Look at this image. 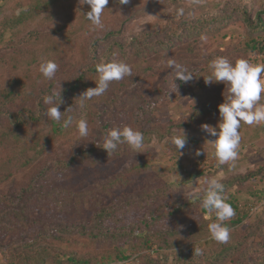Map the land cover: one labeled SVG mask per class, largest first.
I'll list each match as a JSON object with an SVG mask.
<instances>
[{"label":"rangeland","instance_id":"374dc122","mask_svg":"<svg viewBox=\"0 0 264 264\" xmlns=\"http://www.w3.org/2000/svg\"><path fill=\"white\" fill-rule=\"evenodd\" d=\"M4 1L0 0V3ZM10 1L12 4L19 2L23 5L22 1L24 8L36 4L35 0ZM106 7L101 17L104 27L98 29L86 18V13L90 11L89 5H81L79 0L70 1L69 11L73 13V17L69 15L68 23L71 25L68 33L62 32L57 35L61 37L58 42L63 51L53 58L59 68L54 77L56 86L49 93L51 94L54 90L60 91V83L64 90L70 81L82 73L89 72L90 67L102 61H124L131 66L132 76L110 84V86L115 84L114 86L117 87L118 83L123 82L120 87L122 95L119 99L121 101L117 108L122 107V111L127 109L131 115L130 117L127 114L124 115L122 120L119 119V123L131 125L141 132L146 131V140L142 148L138 150L139 152L129 147L127 152L112 158L101 159V161L98 159L97 163L89 162L86 157L79 160L84 170L74 176V180H68L67 187L74 193L77 188L80 194L92 189L91 193L94 194H92L87 215H92L99 210L102 202L105 205L111 202V206H121L125 211L130 210L121 217V220L117 219L118 222L108 225L110 228H113L115 224L118 226L132 224L144 213L146 215H149V212L157 213L165 206L189 201L191 204L181 211L184 225L188 223L190 227L194 224L199 226L201 221L206 224L214 222L216 220L214 211L203 213L202 199L204 189L207 187L204 182L213 176L221 177V181L229 180L237 172L257 170L262 166L264 164V154H262V151L264 152V125H248V134H245V138L241 137L239 147L241 154L238 155L240 159L233 166V170H227L224 165H219L211 141L215 138L202 131L201 125L205 123L211 126L217 125L220 118L218 104L224 101L223 92L225 91V96H227V89L223 84L217 88V91H211L207 87L204 89L206 92L199 88L194 94L185 92L182 88H177V91L172 92L175 86L173 76L176 73L167 67V61L173 59L181 64L186 62L188 65L202 67V65H208L213 58L224 56L235 62L239 59L238 57L242 56V44L246 43L250 36L249 30H246L242 22L240 10L246 8L254 17L256 13L264 12V0H130L126 5H121L119 0H109ZM11 14L5 13V18L12 17ZM225 15H232V18L227 21L223 20ZM3 16L2 13L1 18ZM34 16L38 15L34 14ZM43 16L41 21L33 23L32 32L38 35L54 33L50 29L49 22L46 21L45 14ZM205 23L209 24V27L212 26L209 30L219 27V31L207 32L203 29L206 38L199 46L198 52L176 54L179 49L164 47L162 41L164 42L168 37H177L185 33L189 24H196L200 27ZM109 32L113 35L107 36ZM0 34L3 36V38L0 37L1 72L3 73L0 77V84L4 86L11 82L15 85L19 75L22 72L25 73L26 70L20 71L16 67L22 62L21 54L18 48L14 50L11 39L17 41L20 38L23 41L29 38L30 34L26 31L20 33L19 37H15L13 31L10 29L2 31V27H0ZM263 36L264 33L261 34V38ZM183 39H185L184 36ZM187 40H189L187 44H194L196 38L192 37ZM22 41L19 43L21 49L36 50L35 44H25ZM52 42L54 44L57 41ZM53 50L59 51L58 49ZM245 57H249L253 62L264 63V54H248ZM42 58L47 59V56L42 55ZM70 65L71 69H69ZM31 69L26 76L35 81L37 76L33 73V68ZM202 73L207 74L203 69ZM42 77H38L40 84L43 81ZM98 79L99 77L90 81L96 85L95 81ZM135 82L138 83L137 86H133ZM152 91L158 93L155 96L156 107L148 111V98ZM79 92L80 95L81 91ZM79 95L75 96L77 101H79ZM105 98L106 94L94 97L87 102L89 108H84L78 116L83 115L88 121L89 135L87 137H80L75 125L55 132L53 126L48 124L47 117L44 116V119L36 126L37 133L33 140L34 146L37 144L44 146V153L28 166H15L12 169L14 176L0 185V196L18 195L48 164L59 158L68 162L69 158L75 157V154L85 156L89 145L94 140L102 139L100 137L104 135L97 130L104 119L97 118V111L90 102H103ZM210 103L215 108L211 112L206 109ZM14 104L19 105L20 101L15 100ZM33 104L36 102L33 101ZM65 108L67 109L66 106ZM137 109H140L141 113L136 114ZM117 113V109L114 108L113 112L107 116L108 120L113 121ZM133 116L138 120L139 128ZM183 131L186 132L187 137L197 138L200 142L195 144L189 141L183 150H177L178 153L167 141L173 135L182 134ZM21 143L22 141L15 145ZM24 144L29 145V140H25ZM197 149L203 152L199 157L195 156ZM141 163L144 167L132 168ZM55 176L54 173L49 172L48 177L43 181L45 193H43L44 197L39 196L40 201L45 198L47 200L57 199L58 194L62 192L61 188L57 187L58 185L54 187L50 185V182L58 184L63 181L55 179ZM116 176H127V180L123 179L110 188L107 182ZM261 177L257 179L255 189L245 184L240 185L244 189L240 188L238 192L245 201L242 205L246 207L248 213L240 225L230 229V239L227 243H218L211 238V235L206 237V233L209 232L207 224L204 231L199 230L204 236L197 238L198 241L188 242L186 238L188 232H186L181 236L178 235L179 237L171 236L169 244L162 243L163 245L159 247L158 239L155 238L156 243H150V248L145 249L141 255H134L131 259L118 263L112 257L111 259L105 257L106 261L109 264H225L223 261L208 262L209 259L225 252L226 264H264V176ZM237 188L236 184L233 190ZM252 190L255 192L252 193ZM98 191L103 193L101 198L104 200L110 198L112 201H104L98 197ZM34 197L36 196H32ZM83 197V195L70 196L71 203L66 206V210L58 209L60 208L58 205L54 210L45 207V216L49 219L44 222L46 226L43 230L49 237H44V234L31 230L0 232L2 238L6 235L3 247H0V264H8V258L11 260L14 258L13 251L16 252V256H21L17 257L21 264H28L31 260L21 251L30 252L42 247H50L60 255L65 252L94 253L100 256L98 258L100 261L103 254L114 251L109 240H88L80 238L79 234L67 233L66 235L62 232L63 222L75 224L77 218L81 216L86 218V213H80L75 205V199ZM7 209H9L8 206L4 210ZM116 217L119 216L116 215ZM205 217L207 219H204ZM168 221L169 219L163 218L158 222L159 228H165L166 226L161 223L166 224ZM182 228V230L187 229L185 226ZM36 236L40 237L38 244L41 246L38 244L23 245L24 241ZM50 236H63L67 239L54 240ZM6 242L10 244L8 251ZM195 249H201V254L195 255ZM55 259L57 258L45 264H58ZM62 264L73 263L63 261ZM101 264H104V261H101Z\"/></svg>","mask_w":264,"mask_h":264},{"label":"trees","instance_id":"16d2710c","mask_svg":"<svg viewBox=\"0 0 264 264\" xmlns=\"http://www.w3.org/2000/svg\"><path fill=\"white\" fill-rule=\"evenodd\" d=\"M35 1V5L31 4L27 6V8L23 7L24 3L22 1L21 3L23 5H20L19 2H17V4H12L10 0H5L3 3H0V27H2V31L10 29L14 32L15 37H19L20 33L26 31H28L30 34L29 38L24 39L23 41L20 40V38H18L17 41L11 39V45L14 47V50L18 48L21 54L22 62L18 63L16 67L18 70H26V72H22L19 75L20 77H18L17 84L15 85H13L11 82L4 86L0 84V185L10 180L11 176H14L12 169L15 166H28L34 163V161L44 153L43 150L45 148L43 145L39 146L37 144L34 146L33 144L34 136L37 133L36 126L44 119V116L47 117V121L49 122L48 124L53 126L55 132L64 129L59 123L52 121L47 116L48 106L43 103V98L45 95L50 94L49 92L55 88L56 84L54 82L55 78L49 80L44 76L42 77V74L39 71V64L42 55L47 56V59L53 60L57 54L63 51L60 48V43L58 42V39L61 37L57 35L62 32L68 33L69 31L71 24L68 22L70 16L73 17V13L69 11L71 0ZM17 5H19L17 8L18 10H14ZM240 11L242 15V22L246 26V30H249L250 36L249 40L242 44V56L238 58H249L245 57L248 54H264V36L261 38V34L264 33V12H258L253 17V15L246 8ZM2 13L4 15L3 18H1ZM5 13H12V17L6 19ZM34 14L38 16L35 17ZM43 14H45L46 21L49 22L50 29L54 31V33L49 32L38 35L32 32L34 30V27H32L33 23H38L41 21L44 17ZM231 18L232 15L223 16V20L225 19L226 21ZM203 29H205L207 32L219 31V27L209 30L212 29V26L209 27V24L206 23L200 27L196 24H189L185 30L186 32L183 33L184 35L181 34L177 37H168L167 40L164 42L162 41V43L165 45L164 47H166V49H179L176 54H182L183 52L190 53L191 51L196 53L199 51V46L202 45V42H204V39L206 38V34L203 32ZM109 35L113 34L109 32L107 33V36ZM183 36L185 37L186 41H184L185 39H183ZM0 37L3 38L1 34ZM192 37L196 38L194 44H187V42H189L187 39ZM202 37L205 38L202 39ZM224 39H226V36H224ZM54 40L57 42L52 44V41ZM21 41L25 44H35L37 46L36 50L26 51L21 49L19 46ZM239 48L240 47H238V49ZM53 49H58L59 51ZM39 52L40 54L38 55ZM183 65H185L194 75L193 79L187 83H184L179 79L175 80L178 88L185 89V92L194 94L196 89L200 88L204 91V89L207 87H209L211 91H217V88L224 84L223 82H214L210 86L205 84L203 76L210 74L208 65H202V67H199L196 65H188L186 62H183ZM1 67L2 62L0 60V77L3 76ZM31 68H33V73L37 76L35 81L26 76V74L32 70ZM69 69H71V65ZM202 69L206 71V75H203ZM175 75L176 74H174L173 78H175ZM39 76L43 78L41 84L39 83L40 80H38ZM97 77H99V74L96 71L95 65L90 67L89 72L78 75L76 79L70 81V83L66 85L65 89L62 91L63 103L60 105V110L65 111L66 106L67 108L71 107L72 112L63 113L62 118H66L67 115H73L76 118H79L78 116L83 112V109H87V107L89 108L87 102L90 100L85 101V107L81 109L79 107V101L75 99V96L79 95V91L82 93L90 87H96L97 85H94L90 80ZM122 84L123 82H120L118 83L117 87L114 86L115 84L109 86L108 93H105L106 98L103 99V102H90L97 111V118L104 119V122L100 125V128H97V130L102 132L104 135L100 137L102 139L94 140L92 144L89 145L88 151L85 152V156L75 154V157L69 158L70 161L68 162H64L61 160L63 158H59L55 160V162L48 164L45 169L41 171L38 176H36L33 182L28 187L23 188L18 195L13 196L5 194L0 196V232H24L31 230L32 232H40V234H44V237H49L47 232L43 230L46 226L44 225V222L49 219L45 216V207H48L50 210H54L56 205H58V207H60L58 209L66 210V206L71 203V200L69 199L70 196L78 197L83 195L84 197L82 199H75V205L79 208L80 213H86V218L85 216L77 218L75 220V224L63 222L64 228L62 229V232L66 235L67 233L74 235L79 234L78 236L80 238H85L88 240H109L110 246L114 249V251L101 256V261H104V264H109L105 257H108L109 259L112 257V259L118 263L127 261L134 255H141L145 249L150 248V243H156L155 241L157 240H155V238L158 239L157 245L160 247L163 245L162 243L169 244V239L171 236L179 237L181 234H185L186 232H188V236H186L188 242L198 241L200 237L202 238L204 236L201 235L203 233H201L199 230L201 229L204 231V227H206L208 223L206 224V222L201 221L199 226L194 224L193 226L190 225V227H188L189 224L185 223L184 225V221L181 218V211L191 204L190 201L188 203L186 202L187 204L178 202L173 206H165L164 208L158 210L157 213L149 212V215L144 213L141 218L138 220L136 219V221L132 224H123L121 226L115 224L113 228H110L108 225H111L113 222H118L117 219L121 220V217L127 212L129 213L130 210L127 209L125 211L121 206H111V202H109V204L107 203V205L102 202V206L99 210L95 211L92 215H87V210L88 207H90V201L92 200L93 196L92 194H94L91 193L92 189L89 191L85 190L80 194L77 188H75L74 193V191L72 192V190L67 187L68 184L66 182L70 179L74 180L73 177L84 170V168L81 167V161L79 160H82L86 157L89 162L97 163L98 159L101 161V159H107V157L112 158L120 153L127 152L129 149L130 146L126 143L120 144L118 149L109 156L107 151L102 148L104 142L103 137H105L107 132L113 127L119 126V119L122 120L124 115L127 114L129 117L131 116L127 109L122 111V107L117 108V105H119L121 101L119 98L122 95V92L120 91ZM137 85V82L133 84V86ZM174 90L175 86L172 92ZM157 94L158 93L156 91H152L150 94L148 98L149 102L147 104L148 111L155 109V96H157ZM15 100L20 101V104L13 105ZM33 101L36 102V104H33ZM220 103H222V101L219 102V104ZM114 108L117 109L118 113L113 118V121H109L107 116L113 112ZM206 109L207 111L211 112L214 111L215 108L213 107L212 103H210ZM138 112L141 113L140 109H137L136 114H138ZM133 117L139 128L138 120L135 118V116ZM123 125L120 124V126ZM248 131V125L242 123L240 128L241 137L245 138V134H248ZM142 133L144 135L145 141L146 131ZM27 139L29 140V145L24 144V141ZM20 141H22L21 144L15 145ZM189 141L191 143L194 142L195 144H199L200 142L197 138L187 137V143ZM238 153L239 155L241 154L239 149ZM127 154L128 153H126V155ZM262 154H264L263 151ZM239 159L240 158L234 162H230L232 166L227 163L224 164L225 168H227V170H233V166L238 163ZM60 166L64 167L61 168ZM142 167H144V164L141 163L139 165H135L132 168L137 169ZM49 172L56 175L55 179L63 180L58 184L50 182L51 187L58 185L57 187H60V191L62 192L58 194L57 199L47 200L45 198L40 201L39 196L44 197L43 193H45L43 181L46 180ZM129 172L131 173V169ZM261 176H264V164L257 170L237 172V174H235L231 179L221 181L224 184L225 195L228 198V202L235 209L236 213L235 216L231 218V220L225 222L228 224L230 229L240 225L248 213L246 207L242 205V202L245 204V201L240 197L238 192V189L241 188L240 185L242 186V184H245L246 186H251L253 189H255L254 186L257 184V179H259ZM123 179L126 181L127 176H116L109 180L107 184H109L110 188H112L115 184L123 181ZM236 184L238 188L237 190H233V187ZM253 192L255 191L252 190V193ZM32 196L36 197L32 198ZM102 196L103 193L98 191V197L101 198ZM108 199L109 200H103L112 201V199ZM7 206L9 209L4 210ZM206 212L207 210L203 208V213ZM116 215L119 217L117 218ZM163 218L169 219V221L166 222V224L161 223V225L166 227L160 229L158 222H160ZM204 219L207 218L205 217ZM183 226L187 227V229L182 230ZM209 235L210 233L207 232L206 237ZM50 238H53L54 240L67 239L63 238V236H50ZM5 239L6 235L3 236V238L0 236V247H3ZM23 240L24 239H22V241ZM39 241L40 237L36 236L24 241L23 245H37ZM6 243L8 246V249L6 248V250L8 251L10 249V244L8 245V242ZM38 246L41 245L38 244ZM21 252L24 253L25 256L27 255V257H29L31 260L28 264H45L54 258H57L58 260L60 259V261L55 259L58 264H62L63 261H70L73 264H101V261L98 260L100 256L94 253L81 254L80 252H65L60 255L59 253H56L55 250L53 251L50 247L37 248L35 251L30 252H28V250H22ZM13 254L14 258L12 260L8 258V264H21L17 259L19 255L16 256L15 251H13ZM224 255L225 252L223 254H219L215 258L209 259L208 262L216 263L223 261L226 264Z\"/></svg>","mask_w":264,"mask_h":264},{"label":"clouds","instance_id":"9594fccd","mask_svg":"<svg viewBox=\"0 0 264 264\" xmlns=\"http://www.w3.org/2000/svg\"><path fill=\"white\" fill-rule=\"evenodd\" d=\"M108 2L109 0H79L81 5L90 6L86 18L98 29L104 27L101 17ZM129 2L130 0H119L121 5H126ZM204 38L202 37V39ZM167 67L176 73L174 81L179 79L187 83L193 79V73L185 65L173 59L167 61ZM58 68L59 65L55 61L41 58L39 71L45 78L52 80ZM208 68L210 74L203 76L205 84L210 86L214 82H223L228 94L225 96V91L223 92L224 101L218 105L220 118L217 125L211 126L205 123L201 125V129L215 138L211 141L218 164H230L239 155L241 124L264 125V63L253 62L251 59L243 57L233 62L227 57L218 56L209 62ZM96 71L99 74L98 81H95L97 86L86 89L78 97L81 109L85 107V101L103 96L109 89L111 82L121 81L125 77L132 76L131 66L124 61H102L96 65ZM174 84L175 91H177L178 86L175 82ZM62 91L60 83V91L54 90L51 94L44 96L43 103L48 106V118L59 123L64 129L75 125L79 136L87 137L89 135L88 121L83 115L79 118L73 115L62 118V113L72 112L71 107L63 112L60 111V105L63 103ZM143 141L144 135L140 130L125 124L113 127L107 132L102 148L110 156L120 144L126 143L133 150L139 152L138 150L143 146ZM167 142L176 151L183 150L187 144V134L183 131L182 134L173 135ZM202 154L203 152L199 149L195 152L197 157ZM230 166L232 165L230 164ZM204 183L207 187L204 189L202 206L209 212L214 211L216 216V220L208 224V231L211 238L216 242L227 243L230 239V228L225 222L235 216V209L228 202L221 177L213 176ZM199 254H201V249H195V255Z\"/></svg>","mask_w":264,"mask_h":264}]
</instances>
